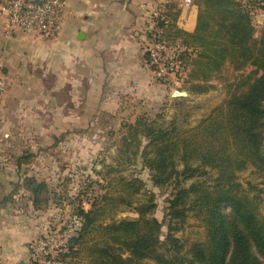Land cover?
Instances as JSON below:
<instances>
[{"label":"trees","instance_id":"16d2710c","mask_svg":"<svg viewBox=\"0 0 264 264\" xmlns=\"http://www.w3.org/2000/svg\"><path fill=\"white\" fill-rule=\"evenodd\" d=\"M257 9L264 10V0H203L196 29L188 32L177 24L179 9L165 5L157 23L158 40L191 50H183L182 58L190 69L192 93L214 88L212 79L227 64L234 71L252 69L241 75L238 90L224 104L193 127L174 122L162 126L143 116L129 124L126 148L133 144L155 185L174 186L168 237L160 238L162 224L152 216V197L134 207L136 219L108 220L118 207H132L144 186L140 178L113 176L103 193L89 198V208L81 200L74 209L85 221L61 254L63 264H264L259 196L237 180L238 173L250 167L264 176V28L256 36ZM210 171L216 176L208 181ZM188 180L193 182L186 186ZM24 186L32 194L34 209L48 207L45 181L29 176ZM190 213L204 226L205 238L191 243L186 252L171 231L178 228L174 221L183 222Z\"/></svg>","mask_w":264,"mask_h":264},{"label":"rangeland","instance_id":"374dc122","mask_svg":"<svg viewBox=\"0 0 264 264\" xmlns=\"http://www.w3.org/2000/svg\"><path fill=\"white\" fill-rule=\"evenodd\" d=\"M241 1L248 4L253 0ZM181 2L182 0H170L168 4L180 10ZM192 3L199 8L203 0H192ZM253 23L256 36H259L264 28V10L254 11ZM30 32L25 31L30 34L27 35L25 45L28 48L35 47L34 50L38 52L41 47L37 45V40L40 37L36 32ZM147 38L143 47L145 55L151 45L149 34ZM146 65L153 81L168 86V94L161 105L154 107L139 101H128L124 104L126 106L121 116H103V121L98 116L90 128L61 131L59 128L54 129L53 125L54 97L45 98L43 92L35 89H28L27 93L22 90L10 91L9 80L3 76L7 68L0 61V79L4 81V89L0 90V213L7 211L13 215H27L37 211L46 221V231L47 228L65 222L79 206V201L84 200L83 206L89 208V198L103 193L113 176L122 175L127 179L140 178L144 186L137 193L132 207H118L108 220L136 219L138 214L134 207L152 197L156 204L152 216L162 224L160 238L164 240L168 237L170 218L167 213L174 186L155 185L151 180L150 170L144 165L140 155L135 154L133 144L129 149L126 148L124 138H129V124L143 116L162 126L174 122L181 127H193L238 90L241 75L247 74L252 67L234 71L227 64L212 79L214 88L195 94L190 90L188 66L182 74L164 83L158 80L155 67L149 62ZM174 89L187 91L188 95L171 97L170 93ZM25 156L30 159L22 162ZM29 176L45 181L49 186L50 201L44 210L34 209L32 194L24 186L25 179ZM214 176L216 172L210 171L205 177L211 181ZM237 180L250 189L251 195L259 196V209L264 217V176L250 167L238 173ZM192 182L193 180H188L185 185ZM224 210L229 212V207L226 206ZM173 226L178 228L171 232L182 240L186 252L191 243L205 238V228L193 213L183 222L174 221ZM128 255V252L123 254L124 257ZM144 260L153 263L149 258Z\"/></svg>","mask_w":264,"mask_h":264},{"label":"crops","instance_id":"0c3cea01","mask_svg":"<svg viewBox=\"0 0 264 264\" xmlns=\"http://www.w3.org/2000/svg\"><path fill=\"white\" fill-rule=\"evenodd\" d=\"M169 1L69 0L59 36L39 38L38 52L25 45L30 35L25 31L6 36L0 18V61L7 68L3 76L10 91L35 89L45 98L54 97L53 125L61 131L90 128L98 116H121L128 101L161 105L168 86L152 80L143 47L153 26L152 13ZM185 1L177 24L193 32L198 7ZM35 212L0 213L4 264H29L30 244L46 229L43 215Z\"/></svg>","mask_w":264,"mask_h":264},{"label":"built area","instance_id":"2783aa9c","mask_svg":"<svg viewBox=\"0 0 264 264\" xmlns=\"http://www.w3.org/2000/svg\"><path fill=\"white\" fill-rule=\"evenodd\" d=\"M185 2L191 4V0ZM68 5L69 0H0L4 33L11 36L18 31H31L36 32L41 39L54 40L61 32ZM161 12L162 8L158 7L152 13L147 62L155 67L158 80L167 83L168 79L176 78L186 70L182 52L187 48L158 40L161 30L157 28V23ZM3 89L4 81L0 79V90ZM84 221L81 214L72 213L62 224L47 228L31 242L29 264H63L61 254L68 251L70 240L82 229ZM0 264H4L1 248Z\"/></svg>","mask_w":264,"mask_h":264},{"label":"water","instance_id":"95a60500","mask_svg":"<svg viewBox=\"0 0 264 264\" xmlns=\"http://www.w3.org/2000/svg\"><path fill=\"white\" fill-rule=\"evenodd\" d=\"M188 92L187 91H181V90H174L173 91V96L179 97V96H187ZM19 264H28L25 260H21Z\"/></svg>","mask_w":264,"mask_h":264}]
</instances>
